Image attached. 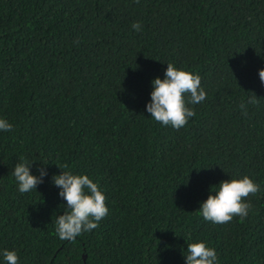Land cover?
Masks as SVG:
<instances>
[{
    "label": "trees",
    "instance_id": "1",
    "mask_svg": "<svg viewBox=\"0 0 264 264\" xmlns=\"http://www.w3.org/2000/svg\"><path fill=\"white\" fill-rule=\"evenodd\" d=\"M161 61L207 93L180 129L145 110ZM261 68L264 0H0V116L14 125L0 133V248L19 264H184L190 233L220 264H264ZM22 157L47 168L37 191L16 189ZM57 165L107 197L109 214L75 241L54 232ZM234 175L261 185L248 216L204 221L199 203Z\"/></svg>",
    "mask_w": 264,
    "mask_h": 264
},
{
    "label": "clouds",
    "instance_id": "2",
    "mask_svg": "<svg viewBox=\"0 0 264 264\" xmlns=\"http://www.w3.org/2000/svg\"><path fill=\"white\" fill-rule=\"evenodd\" d=\"M131 28L141 31L142 24L133 22ZM166 62L163 78L151 79L150 99L145 103V110L155 122L162 127L174 129L184 127L196 115L192 106L205 101L207 93L201 84L199 74L182 67L172 61ZM261 84H264V68L258 70ZM258 96L251 95L240 107L246 114L245 105H258ZM14 125L7 118L0 116V133L11 132ZM37 159L20 158L12 168L11 176L19 193L37 191L48 175L47 168L37 167L38 174L31 171ZM43 165L48 163L40 160ZM51 176L52 184L57 187V195L62 198V214L56 215L53 224L54 232L60 240L75 241L77 237L90 233L109 214L106 195L99 182L87 173L65 170ZM230 177V176H229ZM262 188L259 182L248 175H234L211 186L206 199L199 203L198 215L204 221L215 225L229 223L234 217L244 219L252 208L247 199L256 195ZM185 240L187 248L183 251L184 264H220L215 247L207 241L193 238L189 233ZM0 264H19V256L15 248H0Z\"/></svg>",
    "mask_w": 264,
    "mask_h": 264
}]
</instances>
